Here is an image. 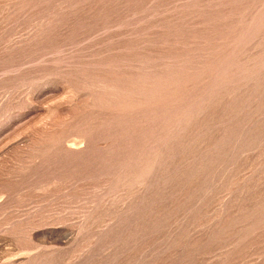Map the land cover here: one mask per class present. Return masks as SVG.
<instances>
[{
  "label": "rangeland",
  "instance_id": "rangeland-1",
  "mask_svg": "<svg viewBox=\"0 0 264 264\" xmlns=\"http://www.w3.org/2000/svg\"><path fill=\"white\" fill-rule=\"evenodd\" d=\"M0 264H264V0H0Z\"/></svg>",
  "mask_w": 264,
  "mask_h": 264
}]
</instances>
